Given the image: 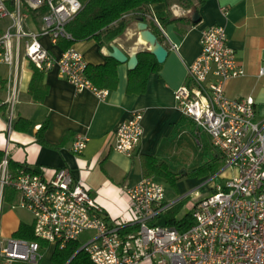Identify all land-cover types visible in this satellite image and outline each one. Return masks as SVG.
Returning a JSON list of instances; mask_svg holds the SVG:
<instances>
[{
  "label": "built area",
  "instance_id": "2783aa9c",
  "mask_svg": "<svg viewBox=\"0 0 264 264\" xmlns=\"http://www.w3.org/2000/svg\"><path fill=\"white\" fill-rule=\"evenodd\" d=\"M83 8L80 0H0V21L10 20L0 34V63L14 65L17 76L19 61L26 57L45 71L57 68L78 91L89 90L106 100L109 89L87 76L89 62L72 43L56 54L39 38L48 35L53 44L72 40L67 26ZM34 16L43 21L41 31L26 26ZM228 43L223 25L204 28L198 59L188 66L192 84L174 91L178 108L193 119L199 134L203 129L210 135L227 166L236 170L225 186L214 185L193 205V222L187 228L161 223L177 203L167 201L163 182L154 177L128 188L133 216L125 223L111 220L68 168H59L52 178L25 168L14 172L5 150L0 195L3 199L7 187L21 194L18 205L33 215V237L0 235V264H40L42 242L64 249L86 230L95 232L82 245L93 264H264V118H257L253 97L231 99L225 94V83L245 73ZM17 98L15 91L12 105ZM143 118L135 111L119 125L116 151L135 154L144 138ZM87 145L88 138L78 135L72 149L82 154Z\"/></svg>",
  "mask_w": 264,
  "mask_h": 264
},
{
  "label": "crops",
  "instance_id": "0c3cea01",
  "mask_svg": "<svg viewBox=\"0 0 264 264\" xmlns=\"http://www.w3.org/2000/svg\"><path fill=\"white\" fill-rule=\"evenodd\" d=\"M80 1L85 5L89 0ZM195 12L200 17L198 21H193ZM139 17L144 18L149 29L169 50L167 60L160 63L159 69L148 73L147 87L143 92L128 91V63L119 64L118 86L109 89L106 100L99 99L89 90L78 91L57 68H53L44 72L48 93L42 102L36 103L28 92L34 74L33 63L22 57L17 76L14 65L0 63V78L6 82L0 84V158L7 150L13 162L48 178H52L59 168H68L76 180L90 189L111 220L125 223H130L133 216L127 190L145 177L143 157L154 156L175 172V166L185 165L190 145L199 134L193 119L178 108L174 91L181 85L192 84L188 66L198 59L204 28L210 25L226 28L228 44L236 49L238 62L245 71L244 75L225 83L226 96L231 99L253 97L257 118H264V74L261 73L264 64V0H207L198 9L186 7L180 0L157 2L143 15H125L130 24L110 45L101 47L95 39L77 41L73 45L92 65L106 61L112 51L111 45H117L129 57L138 55L140 51L150 49V44L141 40L144 34L138 28ZM26 26L41 31L43 21L40 16H34V19L29 18ZM39 38L56 54L64 51L68 42L63 38L53 44L48 35ZM15 91L18 98L12 105ZM135 111L144 114L145 132L135 154L128 156L114 149L115 133ZM26 121L29 124L27 129ZM44 124L46 128L41 130ZM78 135L88 138L82 154H76L72 149ZM214 150L219 152L216 158L224 160L232 177L236 170L227 166L225 157L217 148ZM149 177L157 179L156 176ZM10 188L13 189H5L3 199L0 195V235L21 237L18 231L22 226L30 229L32 234L33 215L18 205L19 192L13 189L17 193L16 199L10 196ZM4 202L8 204L4 205ZM19 207L28 211L32 218L27 219L17 211ZM192 207L175 214L176 221L183 219ZM163 216L160 221L166 223ZM141 264L151 263L144 261Z\"/></svg>",
  "mask_w": 264,
  "mask_h": 264
},
{
  "label": "trees",
  "instance_id": "16d2710c",
  "mask_svg": "<svg viewBox=\"0 0 264 264\" xmlns=\"http://www.w3.org/2000/svg\"><path fill=\"white\" fill-rule=\"evenodd\" d=\"M167 0H89L84 8L78 13L75 19L68 24L67 28L72 34V40L66 42L65 48L77 41L86 39H95L101 47L110 45L118 36L122 35L130 21L125 19V15L134 13L135 15L144 14L146 9L157 2ZM186 7L195 6L197 9L207 0H180ZM112 49V45H111ZM138 65L129 70L128 91L131 93L143 92L147 87L150 72L158 70L160 62L150 50L140 51L138 53ZM120 62L114 57L106 56V61L101 64L92 65L88 63L86 74L100 88L115 89L118 86V66ZM45 70L34 65V74L31 80L29 93L34 102H42L48 93V85L44 80ZM6 82L0 78V84ZM25 128L28 122H25ZM46 128L44 124L41 130ZM10 167L14 172L21 168L32 170L26 166H19L10 161ZM143 171L145 177L156 176L157 178L167 179L171 183H176L177 173L171 171L167 164L160 162L156 157L147 155L143 157ZM37 172V171H35ZM10 196L16 199L17 193L9 189ZM182 200L172 207L168 212L166 223L177 225L180 229L187 228L193 222L192 213L188 212L183 219H175V214L183 208ZM18 236L30 238L33 237L30 229L22 226L18 231ZM79 240L71 241L64 249H56L53 253L54 264H93L89 254L82 248Z\"/></svg>",
  "mask_w": 264,
  "mask_h": 264
},
{
  "label": "rangeland",
  "instance_id": "374dc122",
  "mask_svg": "<svg viewBox=\"0 0 264 264\" xmlns=\"http://www.w3.org/2000/svg\"><path fill=\"white\" fill-rule=\"evenodd\" d=\"M9 23L10 20L8 18L0 21V34L5 31ZM218 153L212 146L210 136L202 129L201 135L197 134L195 140L190 145L185 165L174 167V171L178 175L176 183H171L167 179L157 178L165 186L167 201L169 203L176 201L178 204L182 200V212H186L189 207L195 205L208 193H211L214 185L221 184L225 186L227 181L231 179L229 175L230 171L229 169L226 170V164L223 159L216 158ZM4 203V205L8 204L7 202ZM17 211L22 212L27 219L32 218L28 211L20 207L17 208ZM164 218H166V214H164L163 220ZM94 234L93 230H86L79 237V241L85 245ZM41 251L43 258L40 264H54L53 253L55 246L44 241L42 242Z\"/></svg>",
  "mask_w": 264,
  "mask_h": 264
},
{
  "label": "water",
  "instance_id": "95a60500",
  "mask_svg": "<svg viewBox=\"0 0 264 264\" xmlns=\"http://www.w3.org/2000/svg\"><path fill=\"white\" fill-rule=\"evenodd\" d=\"M193 21L199 20V15L197 12L194 13ZM138 28L142 34L147 38L148 43L150 44V51L156 56L158 62L163 63L167 60L169 55V50L159 41L156 33L149 29L148 23L144 22V18L139 17ZM114 57L120 63H128L130 69L135 68L138 65V56L135 54L129 57L120 47L117 45H112V51L109 54ZM73 258V257H72ZM68 261L67 264L72 260Z\"/></svg>",
  "mask_w": 264,
  "mask_h": 264
},
{
  "label": "bare ground",
  "instance_id": "6f19581e",
  "mask_svg": "<svg viewBox=\"0 0 264 264\" xmlns=\"http://www.w3.org/2000/svg\"><path fill=\"white\" fill-rule=\"evenodd\" d=\"M141 40L143 41V43H144V42H146V43L148 42V41H147V38H146L144 35L142 36V39H141Z\"/></svg>",
  "mask_w": 264,
  "mask_h": 264
}]
</instances>
